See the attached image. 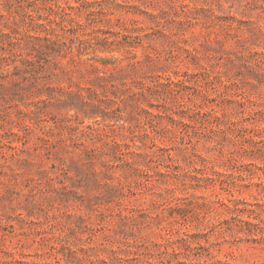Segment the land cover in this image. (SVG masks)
I'll list each match as a JSON object with an SVG mask.
<instances>
[{"label": "rangeland", "instance_id": "1", "mask_svg": "<svg viewBox=\"0 0 264 264\" xmlns=\"http://www.w3.org/2000/svg\"><path fill=\"white\" fill-rule=\"evenodd\" d=\"M0 264H264V0H0Z\"/></svg>", "mask_w": 264, "mask_h": 264}]
</instances>
